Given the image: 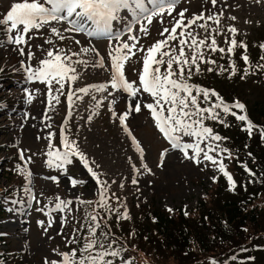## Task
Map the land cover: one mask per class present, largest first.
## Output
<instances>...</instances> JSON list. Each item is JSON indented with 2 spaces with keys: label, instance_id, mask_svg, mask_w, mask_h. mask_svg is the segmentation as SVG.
<instances>
[{
  "label": "rangeland",
  "instance_id": "rangeland-1",
  "mask_svg": "<svg viewBox=\"0 0 264 264\" xmlns=\"http://www.w3.org/2000/svg\"><path fill=\"white\" fill-rule=\"evenodd\" d=\"M15 2L20 0H0V18L6 15ZM145 2L147 7H152L151 4H147V0ZM185 9L187 10L186 18L201 12L205 16L219 15V26L212 21H207L208 31L215 36L218 47L227 49L229 45L226 41L232 38L238 43L246 44V54L250 60L247 67L264 56V50L260 48V45L264 43V0H261V3H256L255 0H217L215 7L212 6L211 0H176L172 15L165 13L162 17H156L151 25H146V21L133 24L130 16H125V11L122 10L121 15L125 16V19H118L112 23L113 34H120L121 41L127 42L129 34L127 28L129 24H132L131 34L138 36L140 45L147 48L157 40L164 39L159 32L164 27L170 28L174 18H178L177 14ZM230 17H235V20ZM161 19L163 24L159 22ZM197 23H204V21ZM141 24H145L148 28L146 36L139 32ZM52 26L56 27L65 39L61 41L51 36L48 27L41 29L38 33L33 30L29 35L34 38L29 40L27 45H21L25 51L23 56L15 45L7 43V36L0 29V94H3L0 100L2 102L0 106V191L10 190L5 197L4 217L0 219V239H3L0 240V251L6 252L8 260L1 264H45V258L59 262L60 253H68L76 247L68 241L77 239L85 223L84 205L88 201L95 204V209L89 210L90 216L97 215L98 219L103 215L118 218L117 213L127 212L128 217L133 218L136 215L135 218L139 220L142 209L159 210L168 214L178 210L184 214L193 213L198 208L199 200L203 198L208 202L214 200L210 206L215 208L214 191L218 180L223 177L220 174L223 173L208 161L202 160L197 164L191 159H185L178 150H173L155 128L151 114L146 108L139 113L129 111V107L134 104V99L128 97L127 93L113 91L110 87L104 92L90 90L88 95L76 92L73 97V106L69 110L67 101L69 87L72 90H78L110 82L111 62L108 53L117 46L118 42L108 36L89 37L82 33L65 32L64 29L68 27L66 23L53 22ZM217 27L221 33L219 35L216 34ZM229 27H235L238 30L235 37L228 33ZM193 31L201 39H205L208 35L199 27H194ZM46 38L52 39L53 43L46 44L44 42ZM76 41H79V44ZM38 45L41 47H37ZM171 46L176 47V42H172ZM82 47L94 48L100 55L97 56L93 52L80 53ZM29 48L33 52L31 60L27 57ZM49 48L80 53L79 56L73 57V61H87V64H72L78 78L70 85H65L64 94L53 92V95L58 96L59 102L53 100L51 106H49L47 86L38 81H29L25 70L29 65L32 68L38 67L39 62L46 58V51ZM185 50L190 57L191 52L187 48ZM201 51L206 59L214 60L215 64L203 66L207 63H199L201 69L199 73L193 67L191 78L194 83L199 81L206 86H210L207 83H211L215 85L217 91L238 96L248 112L255 103L264 107V69H254L253 72L249 69V74L242 79L243 69L246 67L241 59L244 49L237 47L231 55L227 52L221 53L222 57L218 56L220 53L218 51L213 53L207 48ZM142 55L143 53H137L125 64L126 79L132 82L134 87L139 86L137 71L142 67V59H140ZM101 58L104 60L105 67H93V64ZM230 63L235 64V75H231ZM164 67L166 65L162 66V70ZM221 67L227 71L221 72ZM208 68H212L213 71L209 72ZM57 87L58 85H53L54 89ZM109 92L112 95H109ZM29 95H31L30 102ZM76 96H80L81 99H76ZM236 96H233L232 102H235L233 101L235 98L238 100ZM137 99L145 103L152 102L151 97L146 93H139ZM98 101L100 103L97 107ZM211 103V101L201 102L200 106L209 107ZM232 111L238 114V110L232 109ZM126 112L128 116L125 123L132 137L137 140L143 150V157L132 144V137L123 131L117 118ZM217 112L224 123L206 119L203 121L204 125L211 128L214 134L222 137L220 125L230 123L224 126L223 133L234 143L240 140L246 143L249 135L242 130L240 121L220 110ZM260 124L255 122L254 125L260 127ZM61 130L64 131L67 140L76 143L99 179L107 183L110 198L108 206L111 211L98 206L99 186L78 159L72 158L73 162L62 168L47 166L48 151H63L60 143ZM49 134H51L52 149L48 147ZM182 142L192 143L195 139L185 136L182 137ZM241 142L240 144L243 145ZM207 143L218 145V150H226L223 141L209 140ZM205 147V143H201V148ZM165 150L167 152L161 162V153ZM232 152L222 151L219 157H216V152L210 155L222 160L225 170L235 178L237 169L239 166L243 168L247 165L248 158L242 156L236 164L234 156L236 153L234 150ZM21 153L25 160H21ZM29 158L31 163L27 164V169L31 175L26 179L18 169L23 168L25 161ZM133 178L136 179V184L132 183ZM72 179L83 181V183L73 187ZM220 186L224 187L225 184L222 183ZM238 186L242 190L249 188L244 179L238 180ZM57 197L64 201H72L68 206L71 211L68 209L62 212L51 211L58 202ZM168 209L173 211L170 212ZM45 213L51 216V227L48 226L49 215ZM250 231L253 233L252 230ZM102 233L104 230L97 229V236L100 239L103 238ZM148 252L154 254L153 251L148 250ZM146 254L147 252L141 255L142 263L140 264H168L167 260H171L166 259L163 252H160L156 258L153 256L155 259L150 254ZM226 254L231 253L226 252ZM219 255L221 254L217 251L215 256ZM215 256L208 258L213 259ZM246 258V260L236 258L237 260L232 264H251L252 257Z\"/></svg>",
  "mask_w": 264,
  "mask_h": 264
},
{
  "label": "snow or ice",
  "instance_id": "snow-or-ice-1",
  "mask_svg": "<svg viewBox=\"0 0 264 264\" xmlns=\"http://www.w3.org/2000/svg\"><path fill=\"white\" fill-rule=\"evenodd\" d=\"M255 2L261 3V0H255ZM175 3L176 0H147V4L152 5L149 8L146 6L145 0H42V2L41 0H20V2L13 3L6 15L0 18V29L7 36V43L15 45L22 56L25 55V51L21 45H27L28 41L34 38L29 35L33 30L38 33L41 29L48 27L51 36L61 41L65 39L62 33L52 26L53 22L66 23L68 27L64 29L65 32L82 33L89 37L108 36L110 39L117 41V46L112 48L108 53L111 62L110 82L107 84L91 85L78 90H72L69 87L67 92L69 110L73 106V97L76 95V92L88 95L90 90L104 92L109 87L113 91H123L127 93L128 97L134 99V104L129 107L130 112L139 113L143 108H146L151 114L155 128L167 140L173 150H178L183 154L185 159H191L197 164L201 163L202 160L210 162L227 178L231 190L235 187L233 178L225 170L223 161L216 158L221 155L222 151L227 150H218V145L207 143L209 140L220 142L226 138L214 134L211 128L204 125L203 121L207 119L224 123L223 120H220L219 113L217 112V110H220L226 115L234 116L237 121L243 122L244 128L242 130L246 131L249 137L253 135L255 126L246 114H237L236 111H232V109H236L238 112L244 113L245 105L243 103L236 101L228 105L214 90L193 87L187 83V80L191 79L193 67H195L197 73L201 71L199 63L215 64L214 60L205 58L203 51H201L202 49L207 48L213 53L217 51L220 53L227 52L231 55L237 47L244 49V53L241 54V59L246 65L243 69L244 75L241 77L243 79L249 74V67L247 66L250 64V60L246 54L247 45L243 42L238 43L232 38L226 41L229 45L227 49L218 47L215 36L208 31L207 21H212L219 26V15L205 16L201 12L194 14L191 18H186V9L177 14L178 18H174V23H172L170 28L164 27L159 32V35L164 37V39L157 40L147 48L140 45V38L138 36L131 34L132 24H129L127 28V32L129 33L127 42L121 41L120 34H113L112 23L114 21L125 19V16H130L133 24L146 21V25H151L156 17H162L165 13L171 16ZM211 4L215 7L217 0H211ZM122 10L125 11V16L121 15ZM230 19L235 20V17H230ZM198 21H204V23L198 24ZM159 22L163 24L162 19ZM146 25L141 24L139 28V32L145 36L148 34ZM194 27L205 30L208 33L207 37L205 39L199 38L198 34H195L193 31ZM237 31L235 27L228 28V33L232 37H235ZM216 34H221L218 27ZM44 42L46 44L53 43L50 38H46ZM172 42H176L177 46L172 47ZM76 43L79 44V41H76ZM138 45L140 46L138 47ZM37 47L41 46L38 45ZM186 48L191 52L190 57L186 53ZM260 48L264 50V43L260 45ZM89 52H93L97 56L100 55L94 48L82 47L80 49V53L87 54ZM80 53H70L60 48H49L46 51V58L39 62L38 67L32 68L30 65L26 67L25 70L28 73L27 78L29 81H38L47 86L49 106H51L53 100L59 102L58 96L53 95L54 91L64 94L65 85H70L71 82H74L78 78L75 75L76 69L72 67V64H87V61H73V57L79 56ZM137 53H143L142 57H140L142 59V67L137 71L139 86L134 87V84L126 79L125 64L136 56ZM27 57L29 60L33 57L31 48L27 52ZM260 60L264 61V56H261ZM164 65L166 67L162 70V66ZM93 67H105L103 58L97 60L93 64ZM229 67L231 68V75H235V64L230 63ZM257 68L264 69V64L257 65ZM186 71L187 77H185ZM208 71L211 72L213 69L208 68ZM220 71H227V69L221 67ZM53 85H58V87L54 89ZM139 93L148 94L152 102L145 103L137 99ZM108 94L112 95L111 92ZM201 96L203 98L202 101H198V97ZM211 97L216 98L215 103H211L209 107L200 106L201 102H209ZM76 99H81V97L76 96ZM30 101L31 95H29ZM99 103L100 101L97 102V107ZM113 115L115 116V113ZM127 116L128 113L126 112L117 118L123 131L129 137H132L125 123ZM225 126L228 125L225 124ZM259 135L261 139H264V130H261ZM185 136L194 138L195 142H182V137ZM50 141L51 134H49L48 147L52 149L53 146ZM60 143L63 146V151L50 150L46 153L48 157L47 166L62 168L64 165L71 164L73 162L72 158L78 159L99 186L98 206L111 211L108 206L110 198L107 192V183L99 179L98 174L89 166L87 158L79 151L76 143L67 140L63 130L60 133ZM201 143H205L206 147L201 148ZM132 144L135 145L137 151L143 157V150L134 137H132ZM189 151H191V155H189ZM166 152L167 150L161 153V162H163ZM212 152H216V157L210 155ZM20 158L21 160H25L23 153H21ZM28 163H31L30 158L25 161L23 168L18 169V171H21L25 175L26 179L31 175L27 169ZM245 171L249 172V175H254L246 166ZM81 183L83 181L71 180L73 187ZM132 183H137L135 178L132 179ZM113 196H115L114 193ZM56 199L58 202L51 211L62 212L65 209L71 211L68 206L72 201H64L59 197ZM116 199L119 200L118 197ZM80 203L85 202L80 201ZM87 203L92 202L88 201ZM168 211L171 212L173 210L168 209ZM45 214L49 215V213ZM117 216L118 218L128 219L127 212L122 214L117 213ZM97 220V215L90 217V223L87 227L88 236L85 238L86 243L79 250V254L77 250L60 253L61 259L59 262L56 260L49 261L45 258V264H114L113 259H106V257L119 258L121 264H133L130 259L122 257L121 249H114L112 243L105 245L100 240L97 236V229L101 225ZM51 224L52 220L49 215L48 226L51 227ZM101 235H103L104 239H108L109 233H102ZM75 242L74 238L68 241V243ZM97 248L102 250L96 251Z\"/></svg>",
  "mask_w": 264,
  "mask_h": 264
},
{
  "label": "trees",
  "instance_id": "trees-1",
  "mask_svg": "<svg viewBox=\"0 0 264 264\" xmlns=\"http://www.w3.org/2000/svg\"><path fill=\"white\" fill-rule=\"evenodd\" d=\"M218 56L222 57L223 54ZM259 64H262L260 59L249 69L253 72L254 69H258L257 65ZM185 77H187V73H185ZM187 83L193 87L214 90L226 104L234 103L232 98L236 95L217 91L215 85L211 83H207L210 86L199 81L194 83L192 78L188 79ZM2 96L3 94H0V100ZM236 97L239 100V97ZM202 99L201 96L198 101H202ZM238 100L233 99L235 102ZM210 101L215 103L216 98L211 97ZM0 103L2 102L0 101ZM253 106L249 112L246 107L244 113L238 112V114H246L253 124L261 123L260 127L254 125L253 135L246 138V143L241 142L242 140L234 143L223 133L225 124L220 125L222 137L226 138L222 140L224 149L230 152L235 151L236 164L242 156L248 158V163L243 168L239 166L237 169L235 178L232 177L235 187L231 190L227 178L220 177L214 191L215 208L210 206L214 200L208 202L203 198V200H199L198 208L193 213L184 214L178 210L173 214H168L159 210L142 209L139 220L135 218L136 215L133 218L128 217L126 220L112 215L107 217L103 215L97 222L101 225L99 229L104 230V233H109V236L108 239L103 237L100 240L105 245L112 243L114 249H121L122 257L130 259L133 264L142 263L140 262L141 255L146 252L150 254L148 250L154 252L150 255L155 258L157 255L159 256L160 252H163L166 259H171L167 260L168 264H213V262L215 264H232L238 258L246 260V257H252L251 264H264V139H261L259 135V132L264 130V107L258 103ZM240 123L244 128L243 122ZM246 134L248 133L246 132ZM245 166L254 175H249V172L245 171ZM242 179L248 184V189L242 190L238 186V180L242 181ZM222 183L225 184L224 187L220 186ZM8 192L10 190L0 191V219L4 217L5 197ZM86 204L84 205L85 223H83L76 242L73 243L76 246L73 250H77L78 254L88 236L87 227L91 217L89 210L95 209L94 202ZM250 230L253 233H250ZM247 241L249 242L246 243ZM101 250L96 249V251ZM217 251L221 255L215 256ZM226 252L231 254H226ZM6 256V252L1 251L0 264L8 260ZM209 256L215 257L212 259L208 258ZM106 259H113L114 264H121L119 258L106 257Z\"/></svg>",
  "mask_w": 264,
  "mask_h": 264
},
{
  "label": "bare ground",
  "instance_id": "bare-ground-1",
  "mask_svg": "<svg viewBox=\"0 0 264 264\" xmlns=\"http://www.w3.org/2000/svg\"><path fill=\"white\" fill-rule=\"evenodd\" d=\"M6 190H8V189H6Z\"/></svg>",
  "mask_w": 264,
  "mask_h": 264
}]
</instances>
